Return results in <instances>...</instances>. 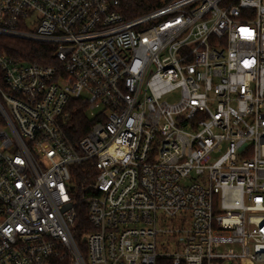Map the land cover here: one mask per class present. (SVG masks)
Instances as JSON below:
<instances>
[{"label": "built area", "instance_id": "2783aa9c", "mask_svg": "<svg viewBox=\"0 0 264 264\" xmlns=\"http://www.w3.org/2000/svg\"><path fill=\"white\" fill-rule=\"evenodd\" d=\"M150 1L0 0V264H264V0Z\"/></svg>", "mask_w": 264, "mask_h": 264}, {"label": "trees", "instance_id": "16d2710c", "mask_svg": "<svg viewBox=\"0 0 264 264\" xmlns=\"http://www.w3.org/2000/svg\"><path fill=\"white\" fill-rule=\"evenodd\" d=\"M119 11L126 19H132L148 12L152 5L150 0H119ZM0 52L18 62L37 63L41 65L54 64V50L49 45L36 44L29 41L13 38L0 37ZM91 122L88 118L86 107L79 101H71L65 117L64 131L68 139L77 144L90 129ZM76 180L79 192L77 194L79 217L75 229V238L78 244L85 251L83 237L91 227L88 222L86 206L80 203L82 189L91 180L88 177L89 168L82 166L78 169ZM158 264H173L169 259H159Z\"/></svg>", "mask_w": 264, "mask_h": 264}, {"label": "rangeland", "instance_id": "374dc122", "mask_svg": "<svg viewBox=\"0 0 264 264\" xmlns=\"http://www.w3.org/2000/svg\"><path fill=\"white\" fill-rule=\"evenodd\" d=\"M93 116H94V113H93V112H88V118H89V119H92ZM171 250L174 251L173 248H171ZM226 264H228V263H226Z\"/></svg>", "mask_w": 264, "mask_h": 264}]
</instances>
